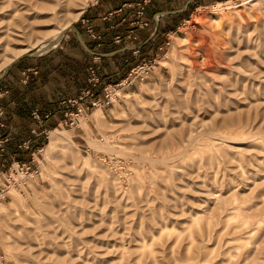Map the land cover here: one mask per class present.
Segmentation results:
<instances>
[{
	"label": "rangeland",
	"instance_id": "obj_1",
	"mask_svg": "<svg viewBox=\"0 0 264 264\" xmlns=\"http://www.w3.org/2000/svg\"><path fill=\"white\" fill-rule=\"evenodd\" d=\"M93 2L0 0V77L66 24L49 52L75 46L73 18ZM178 22L111 105L68 128L66 102L62 119L19 133L29 150L0 178L15 162L30 171L0 201V264H264V0Z\"/></svg>",
	"mask_w": 264,
	"mask_h": 264
},
{
	"label": "crops",
	"instance_id": "obj_2",
	"mask_svg": "<svg viewBox=\"0 0 264 264\" xmlns=\"http://www.w3.org/2000/svg\"><path fill=\"white\" fill-rule=\"evenodd\" d=\"M143 1L148 5L139 16ZM222 1L226 0H94L82 12L78 31H75V46L62 44L63 47L44 56L22 59L0 77V122L3 126L0 129V165L3 167L19 158V146L25 142L19 133L27 132L29 137L33 127H37L33 113L42 119L41 127L62 119V106L70 99H77L81 91L88 88L89 67L95 69L100 79V86L93 91L95 100L102 86L114 85L128 73L124 75L117 68L134 67L144 61L143 56L156 57L164 40L179 30L178 21L188 12ZM139 20L147 22L148 27L136 30L135 23ZM81 21L92 28L95 40L87 34ZM132 29L136 41L126 38ZM117 37L119 43H115ZM148 49L151 50L148 52ZM150 52L155 54L148 55ZM108 69L111 71L106 72ZM82 103L89 105L90 99Z\"/></svg>",
	"mask_w": 264,
	"mask_h": 264
},
{
	"label": "built area",
	"instance_id": "obj_3",
	"mask_svg": "<svg viewBox=\"0 0 264 264\" xmlns=\"http://www.w3.org/2000/svg\"><path fill=\"white\" fill-rule=\"evenodd\" d=\"M147 4V1H143V8ZM142 6H140L139 16H142ZM84 26L87 34L95 40L96 37L93 34L92 28L87 25L85 21H81ZM148 26L147 22L144 20H139L135 23L136 30H144ZM126 38L130 41H136L135 30L132 29L128 31ZM120 38H115V43H119ZM156 60H148L146 62H142L134 67H132L126 76L120 80L118 83L114 85H104L101 87L100 96L97 99H93L94 93L93 91L100 86V79L97 77L95 69L93 67L88 68V72L90 74V78L88 80L89 88L81 93V95L72 101H68V103H72V111L66 112L64 114V121L59 125L62 127L75 128L78 126L77 117L83 115L87 111H91L93 108H102L112 104L113 100H117L119 98L120 92L125 90L126 88L132 86L135 82H143V80L150 74V71L156 65ZM85 99H90L89 105H83V101ZM2 116V110L0 109V117ZM33 119L39 123H41V118L33 113ZM2 124L0 123V128H2ZM34 133V131H32ZM2 142H0V151L2 150ZM30 141H26L19 146L20 150H29ZM28 171H30V166L23 163L15 162L9 168L8 173L5 176H2L3 179L0 178V183H4L7 185H0V201H3L6 197L7 192L10 190V182L13 181V186L17 184L18 180H22L25 175H27ZM16 178V179H15ZM2 181V182H1Z\"/></svg>",
	"mask_w": 264,
	"mask_h": 264
},
{
	"label": "bare ground",
	"instance_id": "obj_4",
	"mask_svg": "<svg viewBox=\"0 0 264 264\" xmlns=\"http://www.w3.org/2000/svg\"><path fill=\"white\" fill-rule=\"evenodd\" d=\"M82 11H83V9H82L81 11H79V12L76 14V16L73 18V20H76V18L82 13ZM68 28H70V24H66L64 27H62V28L60 29V31L58 32V35H59V36L57 37V40H56L55 43H53V44H48L47 46H45V45H40L39 47L35 48V50L31 49V50H28V51H26V52H24V53H25V54H26V53H30L29 55H31V56H33V54H40V55H42L41 53L44 52V49H45V48H47V49H49V48H50V49L55 48V47L57 46V43H58V41H59V39H60V36H61L62 32H63L64 30L68 29ZM21 55H24V54H21ZM17 57H19V55L16 56L15 58L11 59V60L5 65V67H6V66H9V64L12 63L13 60H15Z\"/></svg>",
	"mask_w": 264,
	"mask_h": 264
},
{
	"label": "water",
	"instance_id": "obj_5",
	"mask_svg": "<svg viewBox=\"0 0 264 264\" xmlns=\"http://www.w3.org/2000/svg\"><path fill=\"white\" fill-rule=\"evenodd\" d=\"M68 29H69V28H68ZM68 29H66V30H64V31L62 32V34H61V36H60V39H59V42L62 40V38L64 37V35H65V33L67 32ZM49 50H50V48L47 49L44 53L49 52ZM44 53H43V54H44ZM40 56H42V55H40V54H39V55H33V56H31V55H29V54L21 55V56L17 57L15 60H13V62L10 63L9 66L6 67V70H9L12 66H14L15 64H17V63H18L20 60H22V59H25V58H37V57H40Z\"/></svg>",
	"mask_w": 264,
	"mask_h": 264
},
{
	"label": "trees",
	"instance_id": "obj_6",
	"mask_svg": "<svg viewBox=\"0 0 264 264\" xmlns=\"http://www.w3.org/2000/svg\"><path fill=\"white\" fill-rule=\"evenodd\" d=\"M21 162V161H20Z\"/></svg>",
	"mask_w": 264,
	"mask_h": 264
}]
</instances>
